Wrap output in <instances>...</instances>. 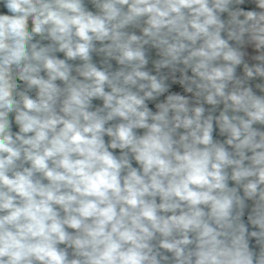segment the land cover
<instances>
[{
	"label": "clouds",
	"instance_id": "obj_1",
	"mask_svg": "<svg viewBox=\"0 0 264 264\" xmlns=\"http://www.w3.org/2000/svg\"><path fill=\"white\" fill-rule=\"evenodd\" d=\"M0 264H264V0H0Z\"/></svg>",
	"mask_w": 264,
	"mask_h": 264
}]
</instances>
